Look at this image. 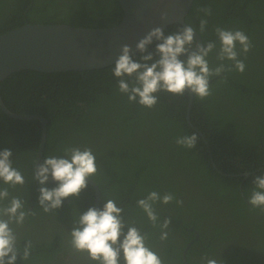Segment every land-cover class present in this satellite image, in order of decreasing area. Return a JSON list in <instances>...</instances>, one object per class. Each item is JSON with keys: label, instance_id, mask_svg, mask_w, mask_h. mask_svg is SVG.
Segmentation results:
<instances>
[{"label": "trees", "instance_id": "1", "mask_svg": "<svg viewBox=\"0 0 264 264\" xmlns=\"http://www.w3.org/2000/svg\"><path fill=\"white\" fill-rule=\"evenodd\" d=\"M203 7L211 9L210 16L200 11ZM121 17L117 0H0V35L25 24L110 28ZM202 18L208 25L197 33L201 43L215 41L219 48L215 28L220 26L243 30L253 47L239 57L246 65L243 73L213 77L212 95H193L189 110L188 93L162 91L151 109L129 103L118 90L114 64L86 71L15 72L0 83V97L10 112L46 120L40 161L63 156L65 147L92 149L99 208L114 199L125 219L148 234V245L164 264H183L182 252L194 232L198 239L185 251L186 264H206L204 257L222 264H264V212L248 203L253 178L264 172V0H193L184 22L198 30ZM179 26L164 30L172 33ZM208 60L210 66L219 63L215 52ZM193 132L199 136L196 147L176 144L177 137ZM40 134L39 121L12 119L0 110V150H12L13 167L25 179L15 187L0 181V188L8 187L10 197H20L36 212L23 225H13L20 247L28 240L33 245L29 259L18 257L16 264H95L70 243L79 214L95 205L93 188L50 213L38 204L40 185L33 175ZM150 191L176 198L154 204L159 223L171 220L167 240L159 239V226L137 206Z\"/></svg>", "mask_w": 264, "mask_h": 264}, {"label": "clouds", "instance_id": "2", "mask_svg": "<svg viewBox=\"0 0 264 264\" xmlns=\"http://www.w3.org/2000/svg\"><path fill=\"white\" fill-rule=\"evenodd\" d=\"M200 11L205 16L211 15L208 7ZM161 20L167 21L166 13L161 14ZM207 25V19L202 18L198 30L191 24L179 26L172 33L154 27L138 40L135 52L131 45L123 44L112 70L118 78L119 92L127 96L129 103L151 109L157 105V94L162 91L180 96L190 93L205 99L212 95L210 81L213 77L223 80V73L233 70L243 73L246 65L239 57L246 56L253 47L249 36L243 30L217 26L219 48L215 41L198 43L196 34L204 33ZM213 52L219 63L210 66L208 57ZM225 61L232 64L227 65ZM198 140V134L193 132L177 137L176 144L192 149ZM63 152V156L50 155L36 165L33 179L40 185L38 204L44 213L61 208L68 198H78L89 187L88 181L98 173L96 155L91 148L65 147ZM12 155L9 148L0 150V181L9 187L25 183L23 174L13 167ZM50 179L55 187H47ZM253 184L248 203L264 212V172L253 178ZM175 199L172 193L161 196L157 191H150L145 198L137 200V206L151 224L159 226L162 241L168 239L171 220L166 218L159 223L154 204H169ZM176 203L182 204V201L176 200ZM123 213L124 208L114 199L106 200L102 208L93 206L80 213L70 231L72 248L86 253L95 264H164L159 253L148 245V234L129 223ZM35 215V210L26 209L20 197H10L8 187L0 188V264H16L18 257L29 259L32 242L28 240L21 248L13 225L21 226L28 216ZM203 259L206 264H222L215 258Z\"/></svg>", "mask_w": 264, "mask_h": 264}, {"label": "water", "instance_id": "3", "mask_svg": "<svg viewBox=\"0 0 264 264\" xmlns=\"http://www.w3.org/2000/svg\"><path fill=\"white\" fill-rule=\"evenodd\" d=\"M122 17L110 28H82L65 24H25L0 35V83L19 71L59 73L97 70L113 65L123 44L135 45L150 29L167 28L171 24L186 26L184 18L193 0H117ZM167 14V21L161 14ZM196 40L201 43L196 34ZM189 94L188 110L193 95ZM0 110L16 120H37L41 124L39 145L36 151L34 172L39 164L46 138V120L38 115H21L10 112L0 97ZM187 110V111H188ZM187 121L188 115H187ZM248 175V174H246ZM48 183H55L51 179ZM94 190L95 205L99 208L100 196L97 185L88 181ZM188 242L182 252L183 264Z\"/></svg>", "mask_w": 264, "mask_h": 264}]
</instances>
